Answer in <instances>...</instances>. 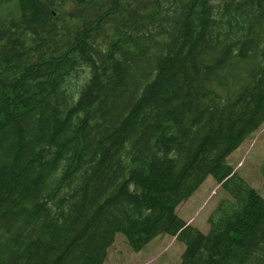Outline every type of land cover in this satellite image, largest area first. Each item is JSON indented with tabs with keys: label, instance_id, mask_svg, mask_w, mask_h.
Segmentation results:
<instances>
[{
	"label": "trees",
	"instance_id": "16d2710c",
	"mask_svg": "<svg viewBox=\"0 0 264 264\" xmlns=\"http://www.w3.org/2000/svg\"><path fill=\"white\" fill-rule=\"evenodd\" d=\"M212 1L0 0V264H103L117 234L264 264L228 162L264 124V0ZM210 176L205 234L176 209Z\"/></svg>",
	"mask_w": 264,
	"mask_h": 264
},
{
	"label": "rangeland",
	"instance_id": "374dc122",
	"mask_svg": "<svg viewBox=\"0 0 264 264\" xmlns=\"http://www.w3.org/2000/svg\"><path fill=\"white\" fill-rule=\"evenodd\" d=\"M219 2L214 0L212 4ZM253 139H250L251 142L245 141L234 151L228 157V162L264 199V125ZM226 196V192L210 176L199 191L182 204L177 214L183 219L185 215L188 216L191 224L207 234L210 228L208 217ZM184 251L185 245L171 236L159 238L143 250L135 251L123 234H117L104 264H181Z\"/></svg>",
	"mask_w": 264,
	"mask_h": 264
},
{
	"label": "bare ground",
	"instance_id": "6f19581e",
	"mask_svg": "<svg viewBox=\"0 0 264 264\" xmlns=\"http://www.w3.org/2000/svg\"><path fill=\"white\" fill-rule=\"evenodd\" d=\"M223 166V165H222Z\"/></svg>",
	"mask_w": 264,
	"mask_h": 264
}]
</instances>
